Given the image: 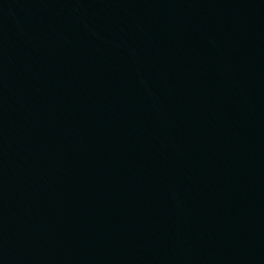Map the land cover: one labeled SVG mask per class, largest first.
I'll use <instances>...</instances> for the list:
<instances>
[{"label":"water","instance_id":"obj_1","mask_svg":"<svg viewBox=\"0 0 264 264\" xmlns=\"http://www.w3.org/2000/svg\"><path fill=\"white\" fill-rule=\"evenodd\" d=\"M0 264H264V0H0Z\"/></svg>","mask_w":264,"mask_h":264}]
</instances>
